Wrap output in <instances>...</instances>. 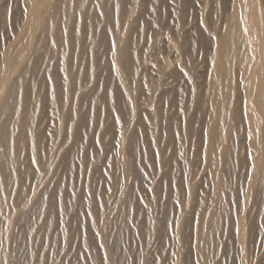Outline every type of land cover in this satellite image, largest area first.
Here are the masks:
<instances>
[{
  "label": "bare ground",
  "instance_id": "bare-ground-1",
  "mask_svg": "<svg viewBox=\"0 0 264 264\" xmlns=\"http://www.w3.org/2000/svg\"><path fill=\"white\" fill-rule=\"evenodd\" d=\"M182 1L193 30L178 0L23 7L0 53V264H125L136 246L168 263L146 229L171 264H264L245 251L264 220V0ZM140 167L159 178L148 214Z\"/></svg>",
  "mask_w": 264,
  "mask_h": 264
},
{
  "label": "rangeland",
  "instance_id": "rangeland-1",
  "mask_svg": "<svg viewBox=\"0 0 264 264\" xmlns=\"http://www.w3.org/2000/svg\"><path fill=\"white\" fill-rule=\"evenodd\" d=\"M30 1L32 2V0H0V53H1V51H3V50L5 49V47H7V46L12 42V39L15 37V35H17V29L20 27V23H21V20H22V18H21L22 16H21V15H23V7H24L25 5H27V4H30V3H31ZM24 2H25V3L27 2V3L25 4ZM19 4H20V5H19ZM177 4H178V5H177V7H178V13H179V16H178L179 23L183 25L184 22H185V24H186V23L188 24V25H186L187 27H190V26H192V25H195V27H196V26H197V23H198V20H199V16H197V14H195V11L192 10V9L190 10L189 8H186V5H184V4H186V3L183 2L182 0H178ZM195 4H196V5L198 4V2H197L196 0H194V6H195ZM21 6H22V7H21ZM180 6H181V7H180ZM21 8H22V9H21ZM185 8L189 10V11H188L189 14H188V13L185 14V11H186ZM3 10H4V11H3ZM183 11H184V12H183ZM192 11H193L194 13H193ZM182 12H183V13H182ZM17 13H19V14H17ZM192 13H193V14H192ZM183 14H185V16H183ZM194 15L197 16V18H196V20L198 19L197 21H196L195 19H193ZM180 16H181V17H180ZM192 16H193V17H192ZM196 16H195V17H196ZM181 18H182V19H181ZM20 19H21V20H20ZM185 19H186V20H185ZM187 20H188V21H187ZM193 20H194V21H193ZM17 23H18V24H17ZM190 28H191V30H193L194 26H192V27H190ZM15 32H16V34H15ZM12 37H13V38H12ZM7 38H8V39H7ZM9 41H10V42H9ZM7 42H8V43H7ZM6 44H7V46H6ZM197 55H198V54H197ZM202 62H203V65H202ZM199 63H200L201 65H200ZM199 65H200L199 68H200V71H201V70L203 69L204 65H205L204 60H203V57H201V56L199 57V60H198V66H199ZM33 102H34V103H33V107H35V108L37 107V108H38L39 105L37 104V102H35V101H33ZM35 104H36V105H35ZM174 107H176V108H172L174 111L171 110V112H173V113H174L175 111H177V110L180 109V106H179V105H178L179 108H177V105L174 106ZM177 112H178V111H177ZM44 113H45V112H44ZM44 113H43V114H44ZM38 114H39V117H40V119H41L40 123L43 121L41 124H40V123H39V124H40L41 126H43L42 129H43V128L45 129L46 126H47L46 123L48 122V120H47V116H46L47 114H46V115L44 114L46 117H45V116H42V115H40V111L37 110V116H38ZM179 115H180V114H178V120H180V116H179ZM42 118H43V120H42ZM40 119H39V120H40ZM24 122H28V120L25 119ZM178 122H179V121H178ZM179 123H180V122H179ZM63 146H64L66 149H68L69 146H71V142L68 141V143H66V144L63 145ZM63 146H62V147H63ZM17 154H18V156H17ZM153 155H155V154H153ZM14 156H15V158H17V157L20 158L21 154H20V153H15ZM165 157L167 158V156H165ZM165 157H164V158H165ZM21 158L23 159L24 156L22 155ZM136 158H138V157H136ZM151 158H152V159H151ZM149 160H150V161L153 160V162L155 163V161H156V160H155V156H153V157H152V155H151V157L149 156L148 161H149ZM154 160H155V161H154ZM194 160L197 161L198 158H197V159H194ZM150 163L152 164V165L150 164V166H153V165H154L152 162H150ZM155 165H157V164H155ZM182 166H183V167H182ZM154 167H155V166H154ZM179 167H180V168H179ZM179 167L176 168V169H178V170L175 169L176 171H173L174 174L177 173L179 170L182 171V168L184 169L185 166H184L183 164H180ZM166 168H167L168 170H170L168 167L161 168V169H159V170H161L160 173H163V174H164L165 171L168 172V170H167ZM142 169H143V168L140 167L141 177H142V174H144V175H143L144 178H142V182H141V186H142V184L144 183L143 186H142V189H143V190L141 189L143 192H142L141 190H140V192L138 191V193H137V195H136L138 198H137V197H136V198H137V200H139V203L141 204V209L143 208L142 211L145 209V211H144L143 213L147 212V214H148V213H149L148 211H150V208H151L150 205L152 204V203H151V201H152V198H151V197H152V196H151V194H150V192H149L150 184H151V182H153V181L155 180V181L152 183V184L155 185V184L157 183L156 181H158L159 178H158V177H156V179L154 178V177L156 176V174H155V176L152 175V177H151V174H149V172H147V169L145 170V168H144L145 171H143ZM173 172H172V173H173ZM183 172H184V170L182 171V173H183ZM146 173H147V174H146ZM182 173L179 172V174L182 175V176H180V175H178V174H175V175L172 174V176H173V175L175 176V177L173 176V180H174V179L177 180L178 176H179V178L181 177V179H182V178H183V174H182ZM96 174H98V175L100 176L99 173H96ZM96 174H95V176H98V175H96ZM146 175H147V176H146ZM148 175H149V177H148ZM176 175H178L177 178H176ZM99 176H98V177H99ZM98 177H95L96 180H98ZM147 177H148V178H147ZM150 177H151V178H150ZM153 178H154V179H153ZM179 178H178V179H179ZM149 179H151V181H150ZM143 180H144V182H143ZM146 180H147V181H146ZM152 180H153V181H152ZM174 181H175V180H174ZM174 181H173V182H174ZM179 181H182V180L179 179V180L177 181V183H178ZM148 182H149V183H148ZM155 182H156V183H155ZM177 183H176V181L174 182V184L177 186V187H175V188H177L176 190H177L178 192H177V191H174V193H175V192L178 193V194L180 193V195L176 194V197H177L178 199L175 198L174 203L176 202V200H179V197H182V194H181V193L184 191V190H183L184 187L182 186V182H181V183L179 182V183L181 184L180 186H182L181 188H183V189H178L179 187H178V184H177ZM145 184H146L147 186H146ZM148 184H149V185H148ZM50 185H51V184H50ZM52 186H53V185H52ZM141 186H140V188H141ZM148 186H149V187H148ZM145 187H146V188H145ZM147 187H148V188H147ZM102 188H103V187H102ZM144 188H145V189H144ZM144 190H146V191H144ZM147 190H148L149 194L146 193ZM141 193H142V194H141ZM177 195H178V196H177ZM148 196H149V197H148ZM46 197H47V201H48L49 198H48V196H46ZM180 199H181V198H180ZM148 200H149V201H148ZM161 200H162V199H161ZM48 202H49V201H48ZM48 202H47V203H48ZM147 202H148V203H147ZM161 202L164 203V202H165V199H163V201H161ZM150 203H151V204H150ZM176 203H177V202H176ZM142 204H143V205H142ZM47 205H48V204H46V206H47ZM132 209H133V208H132ZM132 209H130V211H131L130 213H133V212H134V211H133L134 209H133V210H132ZM147 209H148V210H147ZM146 210H147V211H146ZM258 216L260 217V215H258ZM146 217H147V216H146ZM256 217H257V215H256ZM40 218H41V217H40ZM40 218H39L38 220H40ZM257 218H258V217H257ZM261 218L263 219V217L261 216L260 218H258V220H259V221H260V220H261V221H264V220H262ZM254 220H257V219H255V216H254ZM254 220H252V221H251V220H248L249 223H248V221H247V223L249 224V226H248V224L246 223V224H247V225H246V229H247V227H248V229H250V228H251V229H252V228L255 229V227L257 226L255 230L252 229L254 232H253L252 230H249V231L246 230L247 234H245V235H246V236L248 235L246 239L248 240V238H249L250 241H248L249 243L247 242V244H246V242H245V244H246L245 246H248V245L251 244L250 246L246 247V250H245V251H247V250H248L247 248L250 247L249 250H248L249 252L247 251V254H246V255H249L250 251H252V252L250 253V255H251V254L253 255V253H254V255H255V253L259 254L258 252H260V251H259L260 249L262 250L261 253L264 252V250H263V249H264V245H263V244H264V239H263V238H264V231L262 230L261 233L259 232V233H260L259 235H258V233H257V232H258V231H257V228H259V229H258L259 231H260L261 229L264 228V226L262 225L263 222H261L262 224H260V222L258 221V222H259V224H258V222H257V224L259 225V227H258L257 224H253ZM250 221L252 222L251 224H250ZM146 223H147V221H144V224L141 225V226H143L142 228H145V229H146V227H148V226H146V225H147ZM255 223H256V221H255ZM145 224H146V225H145ZM252 224H253L254 226H253ZM255 225H256V226H255ZM260 225H262V226H260ZM250 226H252V227H250ZM260 227H262V228H260ZM145 229H144V230H145ZM72 230H73V229H71V230L69 229V231L73 232ZM134 230H135V229H134ZM146 230H147V229H146ZM146 230H145V233H144L143 231H142V232L144 233V235H146V236L148 235V236H149L148 239H147V242H146L147 244L145 243V241H146V236H145V237H142V236H144L143 233H142V236H141V238H140L141 241H142V243H140V244L144 245V243H145V244L147 245V247H148V246L151 247V249H150L149 247H148L149 249L147 248L149 251H150V250H153L154 248H157V249H158V247H160L161 245H162V246H161L158 250H162V249H161L162 247H164V248L166 249V247H167L168 245H166V244H161L162 241H161V242H158V241L161 240V238H159V239L157 238V237H159L158 234H157L158 236L156 235V237H155V235H154L155 233H154V234H151V233L149 232V233H150V234H149L148 232H146ZM256 231H257V232H256ZM71 232L69 233L68 230L66 231V236H67L68 238H70V237L73 238V235H74V234H72ZM248 232L250 233V235H249ZM67 233H69V235H68ZM146 233H147V234H146ZM251 233H253L252 236H251ZM255 233H257V236H256V237H255V235H256ZM132 234H133V232H132ZM262 234H263V235H262ZM70 235H72V236H70ZM151 235L154 236V237H151ZM69 236H70V237H69ZM250 236H251V237H250ZM262 236H263V237H262ZM252 237H253V238H252ZM257 237H258V238H257ZM259 237H260V238H259ZM142 238H144V240H143ZM150 238H151V239H150ZM251 238H252L253 240H252ZM255 238H257V239L255 240ZM261 238H262L263 244H262ZM70 239H71V238H70ZM156 239H158V240H156ZM246 239H245V240H246ZM149 240H150L151 242H149ZM155 240H156L157 242H155ZM247 240H246V241H247ZM254 240H255V241H254ZM139 241H140V240H139ZM152 241H154V242H152ZM251 241H252V242H251ZM253 241H254V242H253ZM257 241H258V242H257ZM259 241H260V242H259ZM143 242H144V243H143ZM158 243H160V244H158ZM255 243H256V244H255ZM136 244H137V243H136ZM150 244H153L154 246L152 247ZM257 244H258V245L261 244V245L258 246ZM131 245H132V244H131ZM131 245H130V246H131ZM252 245H254L255 247H256V245H257V246L259 247V248L256 247L257 251H256V250H253V248H255V247H251ZM155 246H156V247H155ZM165 246H166V247H165ZM168 247H169V249H171L170 246H168ZM168 247H167V250H168L169 252H167V250H166V251H163V250H165V249H163L162 252H161V251L158 252V250L156 249V250H157L156 254H157V253H158L159 255L162 254V256L166 255L167 258H166V257H163V258L166 260L165 262L168 261V263H166V264H171L172 262L170 263V260H169L171 255L167 256V254H166V252L169 253V254H171V253H170V250L168 249ZM261 247H262L263 249H262ZM130 248H131V251H132V249H133V250L135 251V253H134V251H133L132 254H131V251H130V253H128V254H130L129 257H128V254L126 255L127 257L125 256V257L127 258V259L125 260V264H136V263L138 264L139 256L137 257V254H139V253H138V251H136V249L138 248V246H136V247H129L128 251L130 250ZM134 248H135V249H134ZM152 248H153V249H152ZM251 248H252V250H251ZM154 250H155V249H154ZM236 250H238V249H236ZM234 251H235V249H234ZM67 252H68V251L65 250L64 253H63V256H65L64 259L67 260V261H69V259H70V261H71V255H70V254L68 255ZM136 252H137V253H136ZM150 252H151L152 254H155V251H154V252H153V251H150ZM150 252H149V253H150ZM183 252H185V255H187V254H186V253H187V250H186V249L183 250ZM163 253H164V255H163ZM134 254H135L136 257H137V259H135V260H134V258H133V257H134V256H133ZM152 254H151V255L148 254V256H149L150 258H152V257L154 258V256H155L156 254L153 255V256H152ZM234 254H235V253H234ZM257 254H256V255H257ZM159 255H156V256L159 257ZM235 255H236V254H235ZM235 255H234V256H235ZM252 255H251V256H252ZM254 255H253V256H254ZM256 255H255V256H256ZM260 255H261V254H260ZM263 255H264V253H263ZM156 256H155V257H156ZM160 256H161V255H160ZM251 256H250V258L253 257V256H252V257H251ZM131 257H132V258H131ZM136 257H135V258H136ZM157 257H156V258H157ZM168 257H169V258H168ZM219 257H220V256H219ZM231 257H233V255L230 256V257H228V260H229V261H231V260L233 261V259H235V257H233V259H232ZM248 257H249V256H248ZM260 257H261V256H258V258H260ZM150 258H148V259H150ZM230 258H231V259H230ZM225 259H226V258H225ZM225 259H223V261H224ZM150 260H151L150 262H152V259H150ZM153 260H155V259H153ZM228 260H226V261L228 262ZM232 261H231V262H232ZM126 262H127V263H126ZM148 262H149V260H148ZM224 262H225V261H224ZM224 262H223V264H227V262H225V263H224ZM231 262H228V264H231ZM232 263H233V262H232Z\"/></svg>",
  "mask_w": 264,
  "mask_h": 264
},
{
  "label": "snow or ice",
  "instance_id": "snow-or-ice-1",
  "mask_svg": "<svg viewBox=\"0 0 264 264\" xmlns=\"http://www.w3.org/2000/svg\"><path fill=\"white\" fill-rule=\"evenodd\" d=\"M248 158H249V160H251V158H252L251 153L248 154Z\"/></svg>",
  "mask_w": 264,
  "mask_h": 264
}]
</instances>
